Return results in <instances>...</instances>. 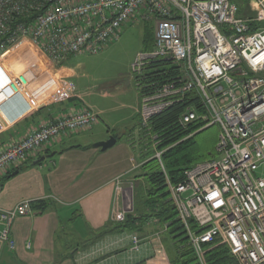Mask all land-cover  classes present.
Listing matches in <instances>:
<instances>
[{
	"label": "built area",
	"instance_id": "2783aa9c",
	"mask_svg": "<svg viewBox=\"0 0 264 264\" xmlns=\"http://www.w3.org/2000/svg\"><path fill=\"white\" fill-rule=\"evenodd\" d=\"M131 22L154 23L153 48L139 51L131 69L142 101L139 135L155 147L153 156L164 173L151 132L155 116L194 92L204 111L189 105L182 125L201 121L204 128L219 127L216 156L186 169L181 183L168 177L170 199L197 262L207 264L208 250L225 244L239 264H264V0H0V132L42 103H64L74 94L61 81L48 94L35 95L30 81L6 68L7 55L32 47L59 73L71 56L105 51ZM161 60L171 61L179 75L142 92L137 79ZM17 100L23 107L10 115ZM99 120L91 107H72L6 142L0 147V177ZM117 190L123 191L120 181ZM32 204L25 199L13 209H0V246L15 248L13 223L33 215ZM124 219L125 212L114 218ZM133 241L138 248L139 237Z\"/></svg>",
	"mask_w": 264,
	"mask_h": 264
},
{
	"label": "crops",
	"instance_id": "0c3cea01",
	"mask_svg": "<svg viewBox=\"0 0 264 264\" xmlns=\"http://www.w3.org/2000/svg\"><path fill=\"white\" fill-rule=\"evenodd\" d=\"M153 46L154 37L146 50ZM74 57H69L53 77L56 83L66 81L71 86L72 98L64 103H42L0 132V147L72 107H91L100 120L92 129L67 135L38 153L16 169L19 172L15 176L10 175L16 170L0 177V209H13L29 199L35 210L33 215L14 221L16 246H0V264H170L178 257L183 242L177 238L178 233H169V223L138 221L134 230L102 233L114 228L116 213L128 207V188L133 186L134 202L135 197L145 195L149 185L141 167L150 142L139 135L142 101L137 87H129L128 92L107 85L98 91L88 87L81 79L85 66L72 60ZM129 82L135 85L131 77ZM4 83L1 78V85ZM96 94L116 106L99 104L92 97ZM129 94L128 102L119 100ZM14 105L9 106L10 115L23 107L19 100ZM111 136L117 138L111 148L94 146ZM42 156L48 157L33 165ZM118 181L123 191L117 190ZM40 203L47 204L46 208L42 209ZM133 236L139 237L138 248Z\"/></svg>",
	"mask_w": 264,
	"mask_h": 264
},
{
	"label": "trees",
	"instance_id": "16d2710c",
	"mask_svg": "<svg viewBox=\"0 0 264 264\" xmlns=\"http://www.w3.org/2000/svg\"><path fill=\"white\" fill-rule=\"evenodd\" d=\"M234 1L239 4H246L248 0ZM179 73L178 67L173 65L171 61L161 60L151 63L147 67L146 73L139 77L137 81L143 89L142 92H149L165 82L173 81ZM191 104L195 105L200 113L204 111V105L200 97L192 92L152 119L151 132L157 136L156 150L162 151V161L167 175L162 170L158 159L154 158L155 151L145 153L143 157L146 160L141 167L142 170L146 171L143 176L146 177L149 185L145 195L135 197V207L133 211L125 213L123 221L117 222L114 228L110 227L102 231L104 234L117 229L134 230L138 221L147 222L153 219H157L162 224L169 223L168 225L171 227L169 233H178L177 238L183 242L178 257L171 259L170 264H199L193 249L188 243L183 224L177 219V210L170 199L168 189V177L173 184L181 183L185 178L186 169L199 161L212 158L213 155L211 153L209 157L200 156L199 158L191 156L189 148L193 137L196 135L194 133L211 127L204 128V123L201 121H195L187 126L182 125L180 122L181 114ZM38 205L42 209L47 206V204L42 203ZM206 260L207 264H239L225 244L212 246L206 254Z\"/></svg>",
	"mask_w": 264,
	"mask_h": 264
},
{
	"label": "rangeland",
	"instance_id": "374dc122",
	"mask_svg": "<svg viewBox=\"0 0 264 264\" xmlns=\"http://www.w3.org/2000/svg\"><path fill=\"white\" fill-rule=\"evenodd\" d=\"M153 37V22H131L123 28L121 38L108 46L105 51L98 54L76 55L72 60L85 66V74L81 79L88 83V87H95L98 91L107 85L114 87L113 90L120 89L128 92L129 87H136V83L132 86L129 82V77L134 79L131 69L132 62L139 51L147 49L146 46L151 44ZM33 50L29 46L22 47L16 53L7 55L2 61L13 75H22L26 79L25 81H30L29 88L35 95H46L56 85L53 77L56 76L57 71ZM131 96L130 94L123 95L119 100L126 101ZM92 97L99 104L107 103L108 106H116V103H111L108 99L100 100L98 94ZM200 131L194 133L196 135L193 137L189 148L191 156L193 158L209 157L211 153H213L212 157L216 156L215 146L218 140L219 127L213 125L204 131ZM154 149L155 147L150 142L149 149L145 153H153ZM132 202L130 194H128L127 206L133 205L134 209L135 202L133 199ZM114 221L115 223L121 222L120 220Z\"/></svg>",
	"mask_w": 264,
	"mask_h": 264
},
{
	"label": "water",
	"instance_id": "95a60500",
	"mask_svg": "<svg viewBox=\"0 0 264 264\" xmlns=\"http://www.w3.org/2000/svg\"><path fill=\"white\" fill-rule=\"evenodd\" d=\"M116 142H117V138L114 137V136H111L108 140L98 142L94 146L95 147H101L103 150H106L108 148H111L113 145H115ZM46 157H48V156L40 157L38 160H36L33 163V165H36V164H39V163L43 162L46 159ZM18 172H19V170H16L10 176H15L16 174H18ZM126 191L130 194V200H131V203H133L132 202V199H133V188L130 187ZM132 210H133V205H131L130 207H126L125 208V212H129V211H132Z\"/></svg>",
	"mask_w": 264,
	"mask_h": 264
}]
</instances>
